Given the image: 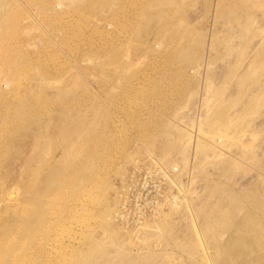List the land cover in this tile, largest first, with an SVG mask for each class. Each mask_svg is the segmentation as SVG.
Here are the masks:
<instances>
[{"label":"rangeland","instance_id":"rangeland-1","mask_svg":"<svg viewBox=\"0 0 264 264\" xmlns=\"http://www.w3.org/2000/svg\"><path fill=\"white\" fill-rule=\"evenodd\" d=\"M0 264H264V0H0Z\"/></svg>","mask_w":264,"mask_h":264},{"label":"built area","instance_id":"built-area-1","mask_svg":"<svg viewBox=\"0 0 264 264\" xmlns=\"http://www.w3.org/2000/svg\"><path fill=\"white\" fill-rule=\"evenodd\" d=\"M123 189L128 191V194L131 196L130 198H126L121 203V206L126 214L129 215L130 211H134L137 209V217H141L145 215V213L141 212V209L147 207L148 200L146 199L147 194L144 193L142 190H137V181L134 177L130 178L128 184H124ZM145 200V201H144ZM118 204V202H117ZM125 216L123 212L120 211V204H119V211H116V216ZM126 220V219H123Z\"/></svg>","mask_w":264,"mask_h":264},{"label":"bare ground","instance_id":"bare-ground-1","mask_svg":"<svg viewBox=\"0 0 264 264\" xmlns=\"http://www.w3.org/2000/svg\"><path fill=\"white\" fill-rule=\"evenodd\" d=\"M245 144H246V142H245ZM245 144H244V145H245ZM249 144H250V143H249ZM249 144L247 143V145H249ZM245 146H246V145H245ZM247 147H248V146H247ZM247 147H245V148H247ZM245 148H244V149H245ZM252 150H253V149H252ZM251 152H252V151H251ZM9 195H10V194H9ZM11 195H12V194H11ZM13 195H14V193H13ZM13 197H14V196H13ZM13 197H12V198H13ZM9 198H10V197H9Z\"/></svg>","mask_w":264,"mask_h":264}]
</instances>
